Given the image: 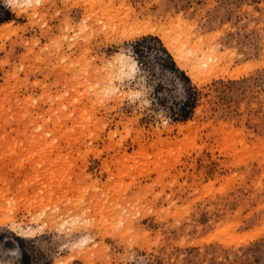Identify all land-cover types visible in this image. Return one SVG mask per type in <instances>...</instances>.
<instances>
[{"label": "rangeland", "instance_id": "374dc122", "mask_svg": "<svg viewBox=\"0 0 264 264\" xmlns=\"http://www.w3.org/2000/svg\"><path fill=\"white\" fill-rule=\"evenodd\" d=\"M7 14L0 264H264V0H0Z\"/></svg>", "mask_w": 264, "mask_h": 264}, {"label": "trees", "instance_id": "16d2710c", "mask_svg": "<svg viewBox=\"0 0 264 264\" xmlns=\"http://www.w3.org/2000/svg\"><path fill=\"white\" fill-rule=\"evenodd\" d=\"M9 15L7 14V16L3 19H0V22H4V21H7L9 20ZM147 39H153L151 37H148V38H142L141 42H145ZM137 45L140 44L139 42L136 43ZM141 53V51H140ZM161 54L164 55L165 59L167 60V62L169 63L170 67L172 68L171 70H174L175 72H177L178 74H180L184 80L188 81V78L186 76H184L183 72H180L176 67H175V64L174 62L172 61L171 57L169 54H167V52L162 49L161 50ZM189 90H192L191 88H189ZM193 100L188 97L185 101H183L181 103V106H179V110H178V113L175 114L176 116H174V120L175 121H185L187 120L189 117H190V114H191V110L193 108Z\"/></svg>", "mask_w": 264, "mask_h": 264}, {"label": "bare ground", "instance_id": "6f19581e", "mask_svg": "<svg viewBox=\"0 0 264 264\" xmlns=\"http://www.w3.org/2000/svg\"><path fill=\"white\" fill-rule=\"evenodd\" d=\"M155 33H157V30L156 29H154V28H151V27H146V28H144L143 30H141V32H140V34H155ZM165 44H166V47L168 48V50L172 53V55L174 56V58H175V60H176V62L180 65V66H182L183 65V59L180 57V55H178L175 51H174V48H173V46H172V44H169V42L167 41V42H165ZM121 55V54H120ZM122 56V55H121ZM118 57V59H119V62H120V64H121V66L120 67H122V68H124V67H128L130 70H134L135 68H134V64H132V63H129V61H127V60H125V56L124 57ZM118 62V63H119ZM121 68V69H122ZM135 71V70H134ZM191 74H194L193 73V71H191Z\"/></svg>", "mask_w": 264, "mask_h": 264}]
</instances>
